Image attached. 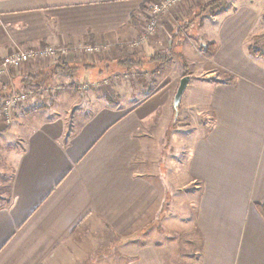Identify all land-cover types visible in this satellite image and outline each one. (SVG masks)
<instances>
[{"label":"crops","instance_id":"1","mask_svg":"<svg viewBox=\"0 0 264 264\" xmlns=\"http://www.w3.org/2000/svg\"><path fill=\"white\" fill-rule=\"evenodd\" d=\"M211 1L182 2L135 48L128 42L144 33L156 0H0V65L20 48L103 49L28 60L0 75V111L11 92L35 88L36 99L45 81L71 82L65 73L48 77L61 61L92 82L112 65L105 55L150 57L173 41L179 53L182 21L201 50L214 43L208 60L223 71L191 74L179 115L204 121L182 175L172 173V160L168 166L185 126L178 121L170 137L177 71L140 100L96 106L80 122L69 106L39 110L23 131L11 197L0 206V264H264V51L251 52L252 38L264 34V0H228L215 17L201 12Z\"/></svg>","mask_w":264,"mask_h":264},{"label":"rangeland","instance_id":"2","mask_svg":"<svg viewBox=\"0 0 264 264\" xmlns=\"http://www.w3.org/2000/svg\"><path fill=\"white\" fill-rule=\"evenodd\" d=\"M186 0H184L185 2ZM229 1L222 6L218 11L213 12L217 14L220 11H224L228 8ZM182 4V2H181ZM179 6V5H178ZM177 6V7H178ZM202 9V8H201ZM210 13L206 12V15ZM213 14L215 17L216 15ZM215 19V18H213ZM204 20H202L203 22ZM161 22V20H160ZM189 21H182L181 30L188 32V24ZM160 25V23H159ZM182 34V37L179 41V44L182 43L184 47L180 50L181 52H176L178 50L172 48V44L176 43L173 41L171 44L169 43L168 46L164 49H160L152 56L158 55H166V58L163 62L157 63H147L144 66L135 65L130 66L129 62L131 59H142L146 58L141 51L137 53V55L130 56L128 58H121V60L116 61L113 60L114 58L111 57L112 55H105L110 58V63L112 64L111 67L108 66L103 74L99 76L97 81H90L85 80L83 77H78L77 72L75 70V74L71 78V82L69 79H65V77L60 76L58 82L54 83V85H50L49 81H45L42 83L43 95L37 94L35 98L32 96L35 95L37 91L35 88H27L22 92L28 93L27 100L23 101L22 103L13 107V109L9 110V113H3L2 110L0 111V206H4L7 200L9 199L10 194V183L12 178V173L14 172L15 168V160L19 155V151L23 147L22 138L24 135L23 131L26 128L27 132L32 124H34L37 120L42 117L40 113L43 112L45 108H51L56 105H62L64 107H68L67 113L70 115L72 121L80 122L83 119H86L92 111L95 109L96 106L105 104V103H131L140 100L143 95L147 94L150 90L154 89L158 86L159 79L167 72H173L176 74L179 72L181 77L187 74H192L195 76H207L208 74L214 73V77L221 76L223 71L220 67L215 65L212 62L211 57L209 56L211 52L214 50V43L210 42L208 45L202 47V50L198 43V38L195 39L193 36L190 37V32ZM157 33V32H156ZM155 33V34H156ZM154 34V35H155ZM152 35V37L154 36ZM184 39V40H183ZM252 41L255 43L252 45V48L256 51V54H260L261 51H264V34L259 35L257 37L252 38ZM178 45V43H177ZM176 45V47H177ZM171 46V47H170ZM133 47V46H131ZM170 47V48H169ZM136 48V47H135ZM25 49V48H22ZM28 49V48H27ZM205 49L209 50L204 53ZM202 52H201V51ZM184 52L192 54L193 57L191 61L187 60ZM96 54V53H95ZM102 55V54H101ZM207 59H206V58ZM104 58V57H103ZM113 58V59H112ZM148 58V57H147ZM100 59V58H97ZM109 60V59H108ZM264 61V59L262 60ZM109 63V64H110ZM76 68V67H74ZM78 70V69H77ZM64 74V73H59ZM103 74V75H102ZM165 74V75H166ZM66 75H68L66 73ZM227 75V74H226ZM69 76V75H68ZM153 77V82L144 84L142 79L145 77ZM157 76V77H156ZM180 77V78H181ZM142 81V82H141ZM71 83L70 85L67 83ZM117 82V83H114ZM157 82V83H156ZM66 83V84H65ZM180 84V83H179ZM68 86L66 89L67 91L70 89L72 91H68L67 96H63L61 99L57 96L59 91H63V88ZM179 85H177L178 87ZM70 102L74 104L73 107L68 105ZM91 103V104H90ZM41 111L40 113L38 111ZM17 121H21L20 123V131L15 130V132L19 133V139H15L12 137V133H14L13 129L15 127V123ZM184 123L185 126L179 128L180 132L177 134L179 136L178 143L177 140L174 141L175 147L173 153L170 155H175V159L169 160V167L172 166L171 160L174 162L171 168L172 173L175 174L183 172V165L185 164L186 157L188 153V149L190 147L191 140L193 139L195 131L198 130L197 127L201 126L204 121V117L189 114V113H182L178 116V120L172 123V128L170 129V137L172 136V131L177 127H174L177 122ZM15 135V133H14ZM171 139V138H170ZM172 141V139L170 140ZM179 145V149L177 148ZM170 157V156H169ZM174 168V169H173ZM181 182V181H180ZM11 197V196H10Z\"/></svg>","mask_w":264,"mask_h":264},{"label":"built area","instance_id":"3","mask_svg":"<svg viewBox=\"0 0 264 264\" xmlns=\"http://www.w3.org/2000/svg\"><path fill=\"white\" fill-rule=\"evenodd\" d=\"M184 2V0H156L153 4L152 10L148 13V21L144 33L139 38L131 40L128 42V45L133 47H142L149 41L150 37L157 32L161 16L169 14L176 9L178 5ZM72 50L79 52H87L90 54L100 53L103 51L100 45H91V44H79L77 47H35L28 49H18L16 52L6 56L0 65V75H3L5 72H8L11 69H17L21 67L24 63L31 61L32 59L44 60L46 58H53L58 56H68ZM28 93L26 92H11L2 101L3 113H9V110L13 109L16 105L27 100Z\"/></svg>","mask_w":264,"mask_h":264},{"label":"trees","instance_id":"4","mask_svg":"<svg viewBox=\"0 0 264 264\" xmlns=\"http://www.w3.org/2000/svg\"><path fill=\"white\" fill-rule=\"evenodd\" d=\"M227 3V0H214L211 1L210 3L204 5L201 9V12H208L210 13L211 16H214L213 14H215L213 12V10L218 11L222 6H224ZM215 48V45H214ZM251 52L252 54H256L254 48L251 47ZM209 50H207L208 52ZM211 52L210 54H212L214 52V50L209 51ZM167 55V54H166ZM166 55H158V56H152V57H148V58H142V59H131V61H127L129 62L130 66H135V65H140L141 67L144 66L147 63H157V62H163L166 58ZM75 70H77V68L71 67L69 65H66L64 63L59 62L57 63L53 68L47 70V74L49 75L48 77H53V75L55 74H59V73H67L69 76H73L75 74ZM259 210H260V214H262L264 216V204H259L258 205Z\"/></svg>","mask_w":264,"mask_h":264},{"label":"water","instance_id":"5","mask_svg":"<svg viewBox=\"0 0 264 264\" xmlns=\"http://www.w3.org/2000/svg\"><path fill=\"white\" fill-rule=\"evenodd\" d=\"M191 78H192L191 74H187V75H184L183 77H181L180 78L181 79L180 80V84H179V86L177 88V91H175L176 93H175L174 100H173V103H172L173 106H174V110H175V115L173 116L175 121L178 120V116H179V113H180L181 102H182L185 90L187 89Z\"/></svg>","mask_w":264,"mask_h":264}]
</instances>
